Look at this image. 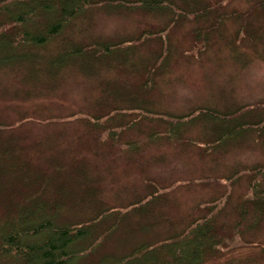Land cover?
<instances>
[{
	"label": "rangeland",
	"instance_id": "1",
	"mask_svg": "<svg viewBox=\"0 0 264 264\" xmlns=\"http://www.w3.org/2000/svg\"><path fill=\"white\" fill-rule=\"evenodd\" d=\"M158 7L92 6L45 44H35L29 58L0 65V142L20 143L16 152L44 171L55 163L49 155L65 164L85 161L90 186L75 196L82 204L72 210L75 219L99 210L128 211L132 202L158 190L151 218L158 220L153 229L159 235L211 214L222 246L202 264H264V214L244 231L235 224L250 173L228 177L236 167L264 165V0H165ZM145 29L159 33L137 41ZM162 32L169 52L164 65L155 67ZM93 41L120 43L110 53L116 62L79 59V67L60 56L51 71L37 60ZM153 67L154 85L141 94L140 80ZM138 102L156 113L142 114L134 106ZM199 108L217 116L190 119ZM89 115L100 117V125ZM250 122L258 124L249 127ZM233 124L239 129L213 147L215 132L222 130L217 128ZM117 129L118 136L109 133ZM129 140L136 144L129 147ZM61 150L68 151L60 156ZM131 217V226L139 227L140 216Z\"/></svg>",
	"mask_w": 264,
	"mask_h": 264
},
{
	"label": "trees",
	"instance_id": "2",
	"mask_svg": "<svg viewBox=\"0 0 264 264\" xmlns=\"http://www.w3.org/2000/svg\"><path fill=\"white\" fill-rule=\"evenodd\" d=\"M164 1L0 0V65L19 63L23 60L19 57L29 58L35 44H45L53 35L59 33L64 24L92 6L115 7L123 3L157 9L161 8L158 6ZM157 32L159 33L153 29H145L142 37L138 36L136 40L144 42L146 38H155ZM165 32H162L160 37L162 49L155 67L163 66L168 57L169 39ZM196 32L205 34L200 27ZM205 37L207 40L208 37ZM201 39L205 40H198ZM195 43L194 51H201L198 41ZM74 44L68 52L45 54L41 60L38 58L40 66L44 65L55 71L60 56L75 59L79 67H82L79 64L81 62L100 61L105 57L110 58L111 62H116L110 53L121 49L120 43L115 41ZM134 46L136 44L130 46V49H135ZM125 47L122 50L127 52L129 47ZM155 67L147 69L144 78L140 80L138 88L141 89V94H146V89L153 87ZM145 98L142 97L139 102ZM139 102V105L134 106L140 109L142 114L155 112L146 109L144 105L140 106ZM213 115L217 116L212 109L199 108L197 115L190 119H208L210 116L214 118ZM99 118L89 115L88 120L100 125ZM137 119L138 117L132 119L130 124L137 123ZM219 123L223 124L225 121L220 119ZM255 123L250 122L247 125L252 127ZM222 127L217 128V131L222 129L220 133L215 132L218 141L212 143L213 147L218 144L220 138L230 137L229 134L239 129L236 124ZM169 131L175 132V127H170ZM109 133L114 137L119 135L118 129L116 133H111L110 130ZM127 144L131 147L136 142L129 140ZM18 147H21L20 143L10 145L0 142V264H202L221 249V232L216 225L217 220L211 214L194 217L183 227L160 232L159 235V232L153 229L158 225V220L151 218L154 216L152 203L159 199L158 190L132 202L128 211L99 210L100 212L97 211L93 215L73 218L71 213L82 206L74 201L75 196H78L81 190H88L86 188L90 186L85 161L69 160L68 164H65L64 158L61 159L62 163L59 161L61 157L49 155L46 159L55 163L48 167L51 168L50 171H44L29 159L22 158L16 152ZM66 151L68 150H61L60 156ZM82 167H85V170ZM75 169H81L80 174L84 175L82 179L76 176ZM233 172L228 175L230 179L239 178L243 172L250 173L248 194L238 204L240 216L235 221L238 231L241 232L262 220L264 185L260 182L264 179V165L254 168L236 167ZM132 213L140 216L137 218L141 225L137 228H133L135 225L131 226V222L136 221L132 219ZM117 226H120L121 230H115ZM124 226L127 227L122 228ZM123 230H126V233L121 236ZM147 230L153 234H147ZM26 233L31 234L33 238H26ZM261 248L264 252V245Z\"/></svg>",
	"mask_w": 264,
	"mask_h": 264
}]
</instances>
